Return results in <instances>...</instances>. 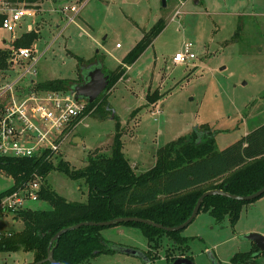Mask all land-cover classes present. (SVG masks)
Returning a JSON list of instances; mask_svg holds the SVG:
<instances>
[{
	"label": "rangeland",
	"instance_id": "rangeland-1",
	"mask_svg": "<svg viewBox=\"0 0 264 264\" xmlns=\"http://www.w3.org/2000/svg\"><path fill=\"white\" fill-rule=\"evenodd\" d=\"M86 1H40L41 9L32 18L42 20L34 43L35 56L41 54L32 67L36 73L28 72L20 82L72 78L78 68L93 62L113 69L158 19L162 18L165 25L129 65L125 76L107 91L111 109L103 106L104 111L85 115L63 140L59 155L70 165L83 166L88 152L109 153L117 124L122 129V150L134 170L141 172L154 164L158 147L195 125L211 127L214 148L219 150L264 122V0ZM71 3L81 5L79 13L57 34L59 27L50 26L49 20L65 24L72 11L64 9L63 15L58 9ZM33 26L27 16L11 30L0 31L9 45ZM235 32L237 38L232 39ZM184 41H191L196 56L175 61L173 55ZM32 59L26 58L25 64ZM24 65L15 64L1 81H12ZM149 95H156L155 99L150 100ZM73 136L80 141H73ZM46 180L69 200L87 198L82 177L70 178L53 169ZM12 184L13 179L0 171V191ZM27 206L50 208L44 199L28 201ZM1 225L18 230L23 222L16 219ZM251 231L264 234V196L244 204L234 225L227 215L216 220L210 211L200 209L181 234L190 236L189 253L195 264H236L230 257L250 248L246 234ZM100 233L114 249L91 257L87 264H146L142 256L120 249L148 248L138 226L119 223L102 227ZM170 242L165 234L161 236L153 264H168L164 253ZM24 256L25 262L33 259L31 251ZM258 259L263 264L264 256ZM18 262L17 250H0V264Z\"/></svg>",
	"mask_w": 264,
	"mask_h": 264
},
{
	"label": "trees",
	"instance_id": "trees-1",
	"mask_svg": "<svg viewBox=\"0 0 264 264\" xmlns=\"http://www.w3.org/2000/svg\"><path fill=\"white\" fill-rule=\"evenodd\" d=\"M1 18L0 14V22ZM164 25V20L158 19L144 31L115 68L102 67L109 74V82L98 95L99 98L86 100L80 116L94 110L104 111L103 106L111 109L106 99L107 91L124 76L127 65L134 62L152 43ZM237 34L235 32L232 39L237 38ZM37 36L38 32L30 29L9 45L0 39V73L10 69L12 50L31 46ZM78 61L86 62L82 58H78ZM80 72L78 68L77 77L73 79L55 77L35 81L31 86L41 90H68L75 81L81 79ZM154 96L149 95L148 98L154 100ZM121 135V126L117 124L110 152H88L85 164L80 167L70 165L61 154L55 158L0 155V171L13 179V184L0 191V196L39 175L38 197L50 204L48 209L27 206L17 210L14 217L21 219L23 226L18 230L12 229L10 235L0 239V250L15 251L22 245L24 252L31 251L33 254V259L24 264H32L46 256L50 239L59 229L77 222L137 215L164 225H177L189 216L198 196L207 189L222 188L231 193L247 194L264 185V122L219 150L214 148V131L211 127L206 123L195 125L187 133L158 147L154 164L141 172H136L125 156ZM53 169L63 171L70 178L82 177L87 185L86 200H69L52 188L46 176ZM262 195L264 193L249 200H241L209 194L203 198L198 211L208 210L216 220L227 215L234 225L244 204ZM119 223L138 226L142 230L148 244L144 251L150 264L158 255L160 238L164 234L171 241L164 253L168 264L177 256H187L193 260L189 253L190 236L181 234L182 228L165 230L139 221ZM104 226L110 225L81 224L66 230L50 244L53 257L66 264H87L91 257L112 251L114 248L100 233ZM260 256H264V250L260 251L251 241L249 249L234 252L230 261L236 264H261L258 259Z\"/></svg>",
	"mask_w": 264,
	"mask_h": 264
},
{
	"label": "built area",
	"instance_id": "built-area-1",
	"mask_svg": "<svg viewBox=\"0 0 264 264\" xmlns=\"http://www.w3.org/2000/svg\"><path fill=\"white\" fill-rule=\"evenodd\" d=\"M79 8L78 5L70 4L64 5L62 10L72 11L68 17L72 20ZM0 14V28L11 30L23 16L32 14V9L18 0H0ZM116 45L119 46V43ZM195 56L191 41H184L173 59L183 62ZM31 57L33 59L25 64L26 58ZM10 59V69L15 64L25 65L12 81H0V155L55 158L63 140L87 115L80 116L86 100L76 98L70 89L41 90L31 86L33 82L30 80L20 82L32 71L37 60L31 46L14 48ZM4 76L5 72H1L0 78ZM155 111L159 112V108ZM39 188L40 176L35 175L0 196V239L10 235L12 230L1 224L4 221L14 222L17 210L27 207L28 201L39 199Z\"/></svg>",
	"mask_w": 264,
	"mask_h": 264
},
{
	"label": "water",
	"instance_id": "water-1",
	"mask_svg": "<svg viewBox=\"0 0 264 264\" xmlns=\"http://www.w3.org/2000/svg\"><path fill=\"white\" fill-rule=\"evenodd\" d=\"M164 3V2H163ZM81 79L75 81L72 85L70 90L74 92V96L79 99H84L87 101H93L106 87V85L109 82V74L106 73L102 69V65L96 62H93L91 64H88L84 66L81 69L80 72ZM73 141H80V138L78 136H73L72 138ZM264 193V185H262L260 188L257 190L247 193V194H236V193H231L229 191H226L222 188H211L203 191L197 198L195 205L193 206V209L189 216L181 223L177 225H164L160 222H156L154 220H151L149 218L137 216V215H126V216H115L111 219L107 220H101V221H80L77 222L73 225H69L66 227H63L59 229L50 239V244L53 240L57 239L63 232H65L68 229L75 228L80 226L81 224H99V225H114L122 221H139V222H144L147 224H151L153 226L163 228L165 230H178L183 227H185L197 214L198 209L200 207V204L203 200V198L206 195L209 194H221L233 199H241V200H249L255 197H258ZM246 237L253 241L254 244L259 248L260 251L264 250V234H261L256 231H251L246 234ZM49 244L47 248V254L44 258L37 260L33 262L32 264H40L43 262H49L50 264H66L61 261H57L53 257V248ZM120 249L126 251L127 253L134 254V255H139L144 258V261L146 264L149 263V258L146 255L144 250L141 249H136L135 247H121ZM19 254V262L18 264H24L25 263V256H24V250L23 246L21 245L18 250ZM195 264L192 259H190L187 256H177L175 257L170 264Z\"/></svg>",
	"mask_w": 264,
	"mask_h": 264
},
{
	"label": "crops",
	"instance_id": "crops-1",
	"mask_svg": "<svg viewBox=\"0 0 264 264\" xmlns=\"http://www.w3.org/2000/svg\"><path fill=\"white\" fill-rule=\"evenodd\" d=\"M40 1L41 0H22L21 2H23V3H25V5L27 6V7H30L31 9H32V14H30V15H26V16H23L22 17V19L18 22V23H20L25 17H27V16H30L31 17V21H32V23H34V26L32 27V28H30V29H35V30H37V32H38V36H37V38L34 40V42L32 43V45H31V47H32V51H33V54L35 55V49H34V47H35V45H34V43H35V41L38 39V37H39V34H40V30H39V24L42 22V20H38V19H33L32 17H35L36 16V14L38 13V11H40ZM88 1H90V0H87L86 1V3L88 2ZM85 3V4H86ZM71 4H73V3H71ZM70 5V4H69ZM79 6H81V5H79ZM62 8H63V6H61L59 9H58V12H60V13H62L63 15H66V13H65V11H63L62 10ZM83 8V7H82ZM77 13H79V10H78V12ZM76 13V14H77ZM75 14V15H76ZM74 15V16H75ZM70 16V15H69ZM62 18V17H61ZM74 18V17H73ZM46 20L44 19V22H45ZM70 20L67 18V22L65 23V24H63L62 26H61V21L59 22V20L58 19H51V20H49V24H50V26L52 25V24H54V26L55 27H59V30L57 31V34L59 33L60 34V32H61V30H63L64 28H65V26L68 24V22H69ZM30 29H28V30H30ZM0 30H1V28H0ZM4 30V29H3ZM5 31H7V30H5ZM27 31V30H26ZM0 39H2V41H3V43L4 44H6L7 43V38H5V36H3L2 35V32L0 31ZM117 44V43H116ZM117 46V45H116ZM41 54V53H40ZM40 54H38V56H36L37 58L39 57V55ZM78 60V59H77ZM85 61H87V60H85ZM85 63H88V62H85ZM120 63V62H119ZM102 67H104V66H102ZM129 67V65H127V68ZM127 68H126V70H127ZM34 73H36V71H34ZM125 74H126V72H125ZM125 74H124V76H125ZM124 76H122V77H124ZM77 77V74H76V76L75 77H72V78H70V79H73V78H76ZM121 77V78H122ZM63 78H66V77H63ZM120 79V78H119ZM118 79V80H119ZM28 80H30L31 82H35V80L33 79V78H31V79H28ZM129 160V159H128ZM130 162V161H129ZM132 165V164H131ZM133 166V165H132ZM134 168V167H133ZM262 196H264V195H262ZM262 196H260L259 198H261ZM259 198H257V199H259ZM256 199V200H257ZM255 201V200H254ZM125 247H133V246H125Z\"/></svg>",
	"mask_w": 264,
	"mask_h": 264
}]
</instances>
